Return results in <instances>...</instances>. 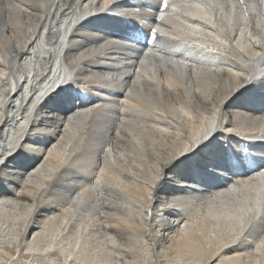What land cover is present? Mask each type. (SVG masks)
<instances>
[{
  "label": "bare ground",
  "instance_id": "bare-ground-1",
  "mask_svg": "<svg viewBox=\"0 0 264 264\" xmlns=\"http://www.w3.org/2000/svg\"><path fill=\"white\" fill-rule=\"evenodd\" d=\"M215 2L236 5L239 24L234 27L243 30L244 35L230 33L227 47L219 46V53H207L205 59L196 57L184 42L185 39L208 41L203 37L184 36L181 29L186 24L183 22L193 20L184 15L183 0H169L164 20L154 22L158 0H0V127L3 128L0 147L9 149V145L18 142V137L28 136L26 130L34 122L40 121L47 141L46 151L33 149L34 156L15 161L17 167H35L37 171L19 198L6 196L0 202V264H136L141 252L146 253V264H264V250L256 253L254 244L251 253L240 245L224 247L216 221L199 215L207 211V204L202 205V200L227 192L221 185L230 176L221 174L223 178L217 179L174 168L162 189L152 188L156 171L150 167L153 161L178 154L186 146V139L208 127L214 109H220L215 112L217 124L221 123L225 107L238 123L234 128L236 135L222 131L213 134L212 151L229 145L235 147L237 136L244 140L251 138V154L258 161H264V140L261 139L264 137V88L239 95L245 77L256 75L259 79L264 73V40L258 38L264 36V0H244L243 4L239 0ZM172 5L177 6L175 14L171 12ZM29 7L39 8L40 15ZM245 11L247 17L243 15ZM44 13L48 20H44ZM37 19L44 22L45 28L51 26L50 31L39 33L38 40ZM216 22L220 24L218 12ZM29 27L32 32L28 31ZM152 27L161 28L168 35L161 37L158 32L155 41L148 40L146 33ZM105 30L107 33L110 30V34ZM173 36L179 39L173 40ZM105 41L113 47L105 48L104 53H118L123 45L134 49L125 53L131 59L119 54H98L80 62L81 66H88L90 75L80 78L79 86L84 94L76 102L77 106L82 105L79 113L68 112L65 116L68 106L45 103L60 83V77L75 75L80 70L69 61ZM25 52L27 59L19 60ZM141 52L144 63L136 65L140 71L133 74L134 58ZM257 52L259 56L255 55ZM169 57L185 61L188 67L166 65ZM97 59L99 63L95 62ZM197 59L204 63L195 64ZM192 67L197 71L192 72ZM107 76L113 79L107 81L104 79ZM129 77L132 82L125 84ZM169 84L172 85L171 100L162 95L168 91ZM88 85L102 90H92ZM125 88L131 89V94L125 92L122 99L118 98L119 92L115 90ZM150 92L157 99L150 106L155 112L148 119L155 122L132 121L130 113L136 109L131 105L147 101ZM123 99L129 101L128 106L123 105ZM30 101L37 105L33 119L26 112ZM37 111L39 117H36ZM117 120L115 127L120 135L112 133L113 151L107 156L105 175H96L101 180V190L86 192L83 197L86 202L95 203L105 216H99L94 209H90L92 216L88 212L81 216L76 211L65 214L55 204L41 205L39 210L28 213L26 205L37 199L28 192L39 193L41 185L50 183L48 170L60 167L64 154L72 151L77 139L106 137L112 122ZM177 129H180L179 139ZM113 159L115 164L111 163ZM101 167H105L104 162ZM81 174L89 178L93 175L90 171ZM181 179L185 183H179ZM250 182L253 187H264V178L258 175L250 178ZM116 184L120 187H112L110 191L119 200L107 190L108 185ZM64 187L79 190L90 185L81 180ZM3 190L14 191L11 187ZM154 194L155 199H148ZM173 194L181 206L162 219L158 206L161 201L172 199ZM64 195L67 197L68 193ZM239 196L232 193L223 199L228 203ZM192 202L195 204L189 210ZM216 203L222 207L220 201ZM54 207L56 210L52 211ZM84 207L79 206L81 210ZM149 208L151 218L146 214ZM105 220L113 226L102 225L101 221ZM123 220L127 221L126 225L121 224ZM150 224L157 230L153 232ZM100 228L103 231H97ZM109 233L114 234L115 245L107 240Z\"/></svg>",
  "mask_w": 264,
  "mask_h": 264
},
{
  "label": "snow or ice",
  "instance_id": "snow-or-ice-1",
  "mask_svg": "<svg viewBox=\"0 0 264 264\" xmlns=\"http://www.w3.org/2000/svg\"><path fill=\"white\" fill-rule=\"evenodd\" d=\"M239 3L243 4L244 0H239ZM50 6V5H49ZM186 11L185 16L191 17L193 22H183L186 24L185 28L181 31L184 36L187 37H203L207 43H203L200 40H190L185 39V44L190 50L194 52L196 57H205L207 59V53H219L221 48L219 46L227 47L229 43L231 33L235 35L237 32L239 36L243 37V30L234 25L239 24V18L236 16V5L231 4L230 6L226 2L221 4L215 2V0H183L181 5ZM29 10L34 12L37 16L40 15L39 8H31ZM177 10L176 5H172L171 12L175 14ZM108 12H112L113 9H107ZM169 11V0H158V4L155 8L156 15L153 18L155 20H164V12ZM218 12L220 24L216 22V14ZM247 17L248 13L245 11L243 13ZM31 19V17H30ZM49 17L44 13V20H48ZM143 19V17H141ZM195 21H201L203 23H197ZM227 21V24H224ZM131 22V21H129ZM37 25V35L36 39H39V33L51 30V26L45 28L44 22L37 19L35 21ZM219 29V31H214ZM13 31L15 26H13ZM32 28L29 27L28 31L32 32ZM160 33L161 37L168 35L163 29L152 27L146 33V38L148 40L155 41L157 39V33ZM250 40L253 38L252 33H248ZM264 40V36L258 37ZM173 40L179 39V37L173 36ZM61 45L64 44L63 38H61ZM130 43H135L134 40H130ZM214 42V43H213ZM113 45L111 42L105 41L100 44L99 47L93 48L85 54H81L69 62L75 65L80 70L76 72L75 75H70L67 77H60V83L52 90V94L48 96L45 103H58L68 106L67 112L64 114L67 116L68 112L79 113L80 107L77 106V100L84 94L80 88V78L82 76L90 75L87 72V65L81 66L80 62L88 59L89 57L108 54H119L124 56L125 59H131L125 56V53L134 51L132 48L124 47L121 45V50L118 53H104L105 48L111 49ZM199 51H196V50ZM243 51V49H241ZM143 53H139L135 56L132 67L135 72H139L140 69L136 67L138 64H143L144 61L141 60ZM259 56L260 53L255 54ZM255 58V57H254ZM253 58V59H254ZM19 60L23 61L27 59V52L20 55ZM161 59L165 58L161 56ZM264 59V58H262ZM99 63V59L95 61ZM195 64H203V60H195ZM165 64L172 65L176 67L178 64L188 67V65L183 60L177 61L176 59L169 57L165 60ZM192 72H196L197 69L192 67ZM47 78V77H46ZM105 80L111 81L113 78L111 76L104 77ZM138 79V77H137ZM190 79V76H189ZM132 78L129 77L125 84L131 83ZM156 83V81H153ZM92 90L100 91L102 89L95 87L93 85H88ZM254 88H264V73H261L259 79L256 75H251L245 77V80L241 84V89L239 95L243 96L246 92L253 90ZM119 92L118 98H123L124 93L128 95L131 94V89L125 88L124 90H115ZM155 91V89H152ZM172 85H168V91L162 93V95L171 100ZM111 94V93H106ZM39 96H44L41 92ZM35 98V97H34ZM156 97L149 93L147 101L142 100L140 104H133L131 108L136 109L135 112L130 113V119L137 123L147 124L149 122V117H151L155 110L150 106ZM30 103V108L26 109V112L30 119H33V111L36 110L37 105L35 103ZM123 105L128 106L129 101L123 99ZM119 107V105H118ZM43 111V109H40ZM220 111V109H214L212 112V119L210 120L208 127L201 130L200 133L193 135L191 139H186V146L176 155L168 156L163 158H157L150 165L151 169H155L154 179L152 181L153 189H162L163 183L167 180L169 173L174 168L184 169L188 172H201L209 177L222 179L221 174H227L231 179H227L221 187L227 189V192H221L218 195L210 196L207 201H201V204H207V211L199 214L201 218L216 221V229H218L219 238L223 241V246L228 247L232 245H240L245 247L251 253V246L255 245V252L260 253L264 250V187H253L250 182V178L259 176L264 178V161H258L251 154V138L244 140V138L237 136L236 146L232 147L229 145L227 148H222L220 151L213 152V134L217 131H222L224 133H229L236 135L234 128L237 126V121L233 117L232 113L228 111L227 107L223 110L221 116V123L217 124L215 119V112ZM163 115V113H160ZM36 117H39V111L36 112ZM208 119V118H205ZM225 119L227 123H225ZM7 123V121H6ZM28 123V121H25ZM42 123L34 122L32 127L27 129V137H18V142L16 144L9 145V149L0 147V202L6 196H11L12 199L19 198V194L27 189V185L32 183L31 175L37 171L35 167H17L15 166L16 160H27L30 155L34 156L36 153L33 149L39 150L43 148L46 151V133L42 129ZM119 121H113L112 127L107 130V135L100 137L99 139H90L87 137H80L72 146L71 152H66L64 154L63 160L60 162V167L57 170L49 169L50 175L47 176L50 183L41 185L42 191L39 193L29 191L28 194L36 199L35 203H29L26 205L28 213H31L34 209L39 210L41 205L45 204H55L60 208H63L65 214L73 213L76 211L79 215L83 216L84 212H88L89 216L93 215L90 209H94L99 216H105V213L100 211L96 204L92 201L86 202L83 197L86 192H93L101 190V180L96 179L98 174L100 177L105 175V169L107 167V156L112 153L113 148V136L112 133L115 132L116 136L120 135V132L116 129L115 125ZM3 128L0 127V132ZM178 139L180 129H177ZM185 133V138H186ZM227 139V137H225ZM264 140V137H261ZM244 141L243 144L241 141ZM138 143V141H137ZM10 149H15L12 151ZM102 158L104 160L102 161ZM41 159L43 155L41 154ZM105 163V167H101V163ZM112 164L116 161L113 159ZM92 172L93 175L89 178L86 175H82V172ZM27 177V179H26ZM84 180L90 187H82L79 190L75 187L66 188L65 185L75 184V182ZM241 181L243 182L241 184ZM179 183H185L183 179ZM6 187H11L14 189L13 192H5L3 189ZM112 187H120V184L108 185L107 190L110 196L116 197L117 200L120 197L111 192ZM123 191V189H121ZM64 193H68L65 197ZM232 193H239L240 196L231 202L225 203L224 196L231 195ZM254 193V194H253ZM181 195H187V193H181ZM73 197H75L73 199ZM156 195L149 196L148 199H155ZM217 201L221 202L222 207H218ZM10 202V201H9ZM195 204L192 202L188 205L190 208ZM67 205V206H65ZM80 205H85L81 210ZM73 206H76L74 209ZM181 206V202L176 199V195L173 194L172 199H165L161 201L158 206V212L160 218H165L170 215L171 211L176 210ZM55 211L56 208H52ZM146 214L151 218L152 210L151 208L146 210ZM98 218V217H97ZM101 224L105 227H112L111 221H101ZM122 225H126L127 221H121ZM120 226V225H117ZM81 227H84L81 225ZM149 227L154 231L157 230L156 226L150 224ZM187 227V225H185ZM97 231H103V228ZM112 233L107 234V240L115 245L116 241L113 239ZM48 251V249H45ZM123 255V254H120ZM146 253L141 252L139 259L136 264H146L145 260ZM72 259L71 256L68 257ZM128 259H134L133 257H128Z\"/></svg>",
  "mask_w": 264,
  "mask_h": 264
},
{
  "label": "rangeland",
  "instance_id": "rangeland-1",
  "mask_svg": "<svg viewBox=\"0 0 264 264\" xmlns=\"http://www.w3.org/2000/svg\"><path fill=\"white\" fill-rule=\"evenodd\" d=\"M105 33H107V30H105ZM113 34H115L114 32H112ZM107 34H110V30H108V33ZM126 35H127V33H126ZM83 88H81V91H83L82 90Z\"/></svg>",
  "mask_w": 264,
  "mask_h": 264
}]
</instances>
